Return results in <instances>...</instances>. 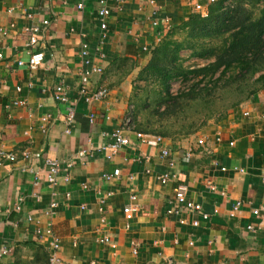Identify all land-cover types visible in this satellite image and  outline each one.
<instances>
[{"label": "crops", "instance_id": "obj_1", "mask_svg": "<svg viewBox=\"0 0 264 264\" xmlns=\"http://www.w3.org/2000/svg\"><path fill=\"white\" fill-rule=\"evenodd\" d=\"M78 2L0 0V149L18 156L0 159V252L10 250L0 264H49L54 238L61 264H264V88L193 136L160 134V143L159 133L136 124L153 49L192 14L206 15L211 0H87L83 9ZM102 8L109 15L101 17ZM45 19L43 65L19 66L29 59L26 28ZM86 72L89 91L108 89L102 100L80 94ZM59 84L66 103L54 97ZM69 107L75 118L66 132ZM118 127L132 143L107 159L106 134ZM164 145L170 158L161 157ZM47 159L60 163L54 185ZM115 169L118 178H103ZM164 173L167 183L158 178ZM178 184L208 219L175 212ZM129 206L138 207L131 217Z\"/></svg>", "mask_w": 264, "mask_h": 264}, {"label": "trees", "instance_id": "obj_2", "mask_svg": "<svg viewBox=\"0 0 264 264\" xmlns=\"http://www.w3.org/2000/svg\"><path fill=\"white\" fill-rule=\"evenodd\" d=\"M175 32L183 35L181 40L174 39ZM186 50L191 51L190 58L208 63L184 66ZM144 73L148 86L158 85L157 104L164 105V114L177 113L183 99L211 96L221 84L248 99L264 88V0H217L206 15L192 14L153 49ZM174 79L197 81L188 92L174 95L170 91Z\"/></svg>", "mask_w": 264, "mask_h": 264}, {"label": "built area", "instance_id": "obj_3", "mask_svg": "<svg viewBox=\"0 0 264 264\" xmlns=\"http://www.w3.org/2000/svg\"><path fill=\"white\" fill-rule=\"evenodd\" d=\"M86 1L87 0H79V2L77 4V8L83 9ZM215 1H217V0H211L212 3ZM151 3H154V1H151ZM196 9L201 10V5H199V4L196 5ZM109 13H110V11L107 8H102L99 11V15L101 17H106L107 15H109ZM27 17L33 19L34 16H33V14L28 13ZM48 24H49V20L45 19V20H42L40 23L33 24L30 27L26 28V31L30 34V38H29L28 43H27V47L29 50V59L27 62H25L23 60H19L18 61L19 66L27 64L29 66V68H31V69H37L38 67L43 65V62L45 59V53L40 48V41H41V34H42L43 27L48 25ZM154 25H158V22L155 21ZM106 27H107L106 23H103L102 28L105 29ZM85 48H87V46H85ZM2 58H3V53L0 52V59H2ZM93 71H100V69L95 67L93 69ZM89 76H90V74L88 72H86L82 75V85L80 88V94L84 96L85 100L88 103L100 101L108 94V89L103 87V88H100V89L95 90V91H89V88H88ZM54 97L58 102H62V103L68 102L69 96H68V93H67L64 85L59 84L56 86V89L54 92ZM74 118H75V112L71 107H69L68 114L66 116L67 125H68L66 132L71 131V126L73 125ZM94 118H95V114L92 113L90 116V120L93 121ZM43 119H44V121H47V117H45ZM106 135L109 136L111 139V142L109 144L102 147V150L104 152L106 150H110V153L106 155L107 159H111L114 155H116L121 150L122 147L128 146L132 143L131 138L125 133L123 128L118 127L116 129L112 130L111 132L107 133ZM137 136L139 138H143L144 141L151 143V140L146 139L145 135L143 133H137ZM154 138L157 142L164 143L163 136L157 135ZM87 152L88 151L86 149H82L79 151L78 156L86 157V155L88 154ZM22 156L24 159L29 160L30 153L28 151H25V152H23ZM161 157L170 158V150L166 145L161 147ZM0 159H9L11 161H16L18 159V156L16 155V153H8V152L0 149ZM46 164L48 166L47 180L49 181V183L54 185L58 182V179H59V174L61 171L60 163L58 160L47 159ZM169 166L170 167L174 166V161H172L171 159L169 161ZM119 176H120V170L119 169H115L113 171V173L106 172L103 174V178L107 181H110L114 178H118ZM158 178L162 183H167L170 180V175L168 173H164V174H161L160 176H158ZM132 199L136 200V196L133 195ZM101 203H104V201L101 200ZM174 204H175V206H177V209L175 210V212H177V213L178 212L184 213V212L195 211V212L201 213V215L204 219L209 218V215L202 211V206L199 203H197V202H195L189 198L188 187L185 184H178L176 186ZM240 205H241V202H237L234 205V208L230 212V216H234L235 211L240 207ZM55 206H56V204H52L51 208H53ZM137 210H138V207H134V206L130 207L129 206V207L124 208V213H126V215L128 217H131L132 213H134ZM173 211H174V208H171L169 210L170 213ZM182 223H185V221H182ZM192 225L194 227L198 226L199 222L197 220L193 221ZM248 229L254 231L253 226H248ZM108 240H109L108 238H103L101 241L102 242H108ZM59 248H60L59 239L54 238V241L52 242V247H51L52 252H51L50 257H49V264H61V259L57 254ZM9 252H10V250H8L7 248L3 249L0 252V257H2L3 255H5Z\"/></svg>", "mask_w": 264, "mask_h": 264}, {"label": "rangeland", "instance_id": "obj_4", "mask_svg": "<svg viewBox=\"0 0 264 264\" xmlns=\"http://www.w3.org/2000/svg\"><path fill=\"white\" fill-rule=\"evenodd\" d=\"M183 37V35H182ZM216 42V41H214ZM191 51L182 53L184 66L194 68L208 63L198 58H190ZM197 80L183 82L177 79L172 80L170 91L177 95L186 93ZM157 83L148 87L138 88V110L136 114L137 125L149 127L150 130L159 133L158 135L188 137L200 133L208 122L215 121L220 116L233 108V105L240 99L242 102L246 94H239L219 86L212 92L211 96L202 93L195 99L182 101V107L177 108L175 114H164V105L157 104L159 90ZM241 102V103H242ZM207 124V125H206ZM20 264H23L21 261Z\"/></svg>", "mask_w": 264, "mask_h": 264}]
</instances>
